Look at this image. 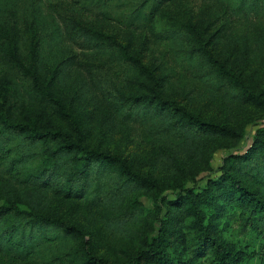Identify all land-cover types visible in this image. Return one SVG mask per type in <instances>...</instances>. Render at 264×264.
<instances>
[{"label": "trees", "instance_id": "obj_1", "mask_svg": "<svg viewBox=\"0 0 264 264\" xmlns=\"http://www.w3.org/2000/svg\"><path fill=\"white\" fill-rule=\"evenodd\" d=\"M44 1L0 0V23L26 16L25 12L17 13L25 2V7L33 9L29 12L40 29L36 52L32 55L20 43L14 46L9 42L0 48V71L9 83L6 96L16 104L65 110L51 83L55 80L67 83L74 74L79 96L105 104L122 121L141 125L160 145L181 147V151L198 155L207 137L240 134L233 125L204 117L175 100L169 103L163 98L144 97L141 91L153 73L142 57L126 42L103 36L78 22V19L99 17L133 29H146L169 0H89L88 5L95 4L89 10L92 12L97 6L96 13H81L82 7L76 5L71 6L75 13H55L45 8ZM221 1L235 17H264V0ZM153 34L167 42L175 59L211 92H221L237 101L250 98L264 102L261 91H256L249 79L223 64L214 69L199 48L192 45L191 29L185 24L176 23ZM261 41L264 43V39ZM65 44L81 48V54L87 59H79L78 54L64 56L61 50ZM241 92L246 95L242 96ZM262 148L264 131L242 155L245 172L264 170V166L261 169L264 155L259 154ZM212 183L213 188L201 194L187 189L185 194L180 193L169 201L194 216L199 230L195 243L197 255L207 254L213 248V264H240L238 250L208 232L202 208L216 207L218 197H229L241 208L243 225L263 232L264 197L260 191L244 184L238 172L227 166L222 167V174ZM215 186L218 193H214ZM0 188L11 200L0 204V261L6 264H68L59 257L73 249L76 228L45 210L44 202L51 193L66 191L83 199L89 207H102L105 210L102 221L111 234L142 239L139 223L148 219L153 210L134 197V193H159L157 179L136 170L125 154L93 147L60 128H46L15 118L2 106ZM18 189L30 199L31 208H23L14 200ZM170 211L169 207L165 217L157 215L160 227L156 237L146 235L131 258L114 264H194L188 259L174 261L168 255V234L180 227V220L171 216ZM71 260L73 264H107L90 251L84 257Z\"/></svg>", "mask_w": 264, "mask_h": 264}, {"label": "rangeland", "instance_id": "obj_2", "mask_svg": "<svg viewBox=\"0 0 264 264\" xmlns=\"http://www.w3.org/2000/svg\"><path fill=\"white\" fill-rule=\"evenodd\" d=\"M88 1L45 0L44 6L55 13H75L71 10L72 5L82 7L81 13H96L98 7L91 12L89 8L95 4L88 5ZM25 5V2L22 3L17 13L25 12L26 16H19L20 19L15 18L14 22L0 23V48L8 46L9 42L14 46L20 43L28 55H32L36 52L40 29L29 12L31 7L28 9ZM78 22L103 36L126 42L133 52L142 57L153 73V78L148 79L141 91L144 97L151 100L163 98L169 103L175 100L204 117L233 125L240 134L207 137L201 154H191L181 151V147L177 149L158 144L141 125L122 121L105 104L79 96L74 74L69 76L67 83L57 80L51 83L62 108H65L63 110L45 105L16 104L6 96L9 83L0 71V106L10 115L46 128H60L72 138L81 139L93 147L123 153L136 170L156 178L159 183V193H134V197L153 210L148 219L139 223L143 239L140 236L111 234L102 221L105 214L102 207H89L83 199L66 191L51 193L44 202L45 210L76 228L72 238L73 249L60 256L59 260L73 264L71 259L84 257L87 251L103 258L107 264L129 259L137 252L146 235L152 238L159 234L157 215L167 216L170 207V215L180 220V227L168 234V255L174 261L188 259L194 264H213V248L203 255H197L195 251L199 230L194 224V216L169 200L177 198L180 193L185 194L187 189L201 194L207 188H213L212 180L220 177L225 166L235 169L244 184L260 191L264 197V170L247 173L242 166L244 160L241 161L244 158L242 155L249 151L264 131V102L250 98L237 101L221 92H211L175 59L168 43L157 39L153 33L176 23L185 24L191 29L192 45L199 48L214 69L223 64L249 79L264 99V43L261 41V38L264 39V17H235L221 0H169L154 23L146 29H133L116 20L99 17L78 19ZM61 51L64 56L78 54L79 59H87L81 54V48L72 44H65ZM241 95L246 93L241 92ZM169 108L173 110L171 106ZM259 154L264 155V148ZM19 189L14 192V200L23 208H31L30 199ZM214 193H218L216 186ZM5 194L0 188V204L11 202ZM216 200L218 206L202 208L208 232L234 246L239 252L240 264H264V231L246 228L241 208L229 197H218ZM0 264L6 263L0 261Z\"/></svg>", "mask_w": 264, "mask_h": 264}]
</instances>
